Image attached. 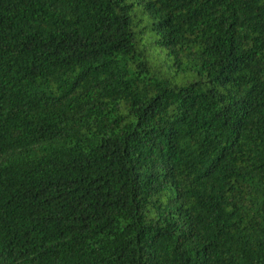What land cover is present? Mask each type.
Segmentation results:
<instances>
[{
	"label": "trees",
	"instance_id": "1",
	"mask_svg": "<svg viewBox=\"0 0 264 264\" xmlns=\"http://www.w3.org/2000/svg\"><path fill=\"white\" fill-rule=\"evenodd\" d=\"M0 264H264V0H0Z\"/></svg>",
	"mask_w": 264,
	"mask_h": 264
}]
</instances>
